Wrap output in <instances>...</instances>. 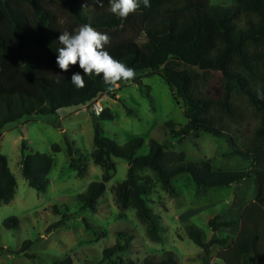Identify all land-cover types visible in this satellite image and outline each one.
Returning a JSON list of instances; mask_svg holds the SVG:
<instances>
[{
	"label": "trees",
	"instance_id": "1",
	"mask_svg": "<svg viewBox=\"0 0 264 264\" xmlns=\"http://www.w3.org/2000/svg\"><path fill=\"white\" fill-rule=\"evenodd\" d=\"M85 1L0 0V138L6 124L24 116L55 114L63 107L89 104L104 93L108 85L102 76L84 75L78 64L63 71L56 63L59 35L91 25L108 35L104 50L135 70L132 81L117 83L138 84L144 77L158 75L176 102L182 101L187 122L180 128L166 122L172 138L180 141L202 133L221 138L249 166L214 170L210 159L186 160L184 153L168 150L152 138L147 142L148 152L137 156L145 144L142 137L119 145L102 135L98 120L113 119L109 109L103 108L99 116L92 115L91 159L102 169L101 180L89 183L77 195L81 207L97 211L105 184L115 171L113 157L128 162L125 179L112 188L117 207L120 211L134 209L154 242L162 240L160 226L144 198L151 189L150 180L140 177V170L150 169L170 196L178 195L173 179L182 174L189 175L202 191L231 184L254 185L255 197L243 207L234 236L217 235L218 230L234 226L232 220L218 216L208 221V239L192 224L185 225L184 232L200 248L202 264L213 255L224 264H264V0H234L230 7L212 5L210 0H150L149 8L141 4L127 18L110 13L109 0ZM118 34L125 37L116 39ZM75 72L82 74V88L71 82ZM51 149L58 152L60 147L53 144ZM26 151L22 143V175L29 187L43 192L49 184L53 158ZM68 155L70 167L82 175L84 170L70 146ZM15 186L7 157L0 153V202L11 200ZM52 210L59 214L56 206ZM61 224L62 220L46 230ZM3 225L15 229L18 221L11 217ZM31 244L24 241L18 253ZM129 244L130 239L123 243L117 239L103 250V258L126 251ZM177 262L173 252L165 251L141 264ZM51 264H72V259L65 256Z\"/></svg>",
	"mask_w": 264,
	"mask_h": 264
},
{
	"label": "rangeland",
	"instance_id": "2",
	"mask_svg": "<svg viewBox=\"0 0 264 264\" xmlns=\"http://www.w3.org/2000/svg\"><path fill=\"white\" fill-rule=\"evenodd\" d=\"M86 1L83 3L93 0ZM210 3L230 7L234 0H210ZM124 37L118 34L116 39ZM114 85L113 90L105 87L97 98L113 116L112 120H98L103 136L119 145L142 137L145 144L136 152L137 156L148 152L147 142L152 138L165 144L168 150L184 153L186 160L210 159L214 170H240L249 166L248 161L234 155L221 138L206 133L180 141L172 138L166 122L175 123L176 128L184 126L187 122L185 107L182 101L176 102L168 85L158 75L144 77L138 84ZM91 103L63 107L55 114L24 116L5 125L0 153L7 157L16 186L11 200L0 202V264H51L65 256L71 257L72 264H141L143 259L159 258L165 251L175 254L177 264H202L200 248L187 238L184 226H196L208 239L211 236L208 221L218 216L232 220L234 226L218 230L217 235L234 236L243 207L255 197L254 185L245 188L231 184L202 191L189 175L182 174L173 179L178 195L170 196L150 169L140 170V177L150 180L151 189L144 198L160 226L162 240L154 242L147 237L145 226L137 219L134 209L120 211L117 207L112 188L125 179L128 162L113 157L115 171L105 184L97 211L82 208L77 195L89 183L100 181L102 175L101 167L91 159L94 150ZM22 143L27 148L25 153L38 151L53 158L49 184L43 192L29 187L22 175ZM53 144L59 145L58 152L52 151ZM68 146L84 170L80 176L77 169L70 167ZM54 206L59 214L52 210ZM11 217L18 221L15 229L3 225ZM60 220L61 225L46 230ZM117 239L122 243L130 239L129 248L104 259L103 250ZM28 240L31 246L18 253L22 243ZM207 264L224 262L213 255Z\"/></svg>",
	"mask_w": 264,
	"mask_h": 264
},
{
	"label": "clouds",
	"instance_id": "3",
	"mask_svg": "<svg viewBox=\"0 0 264 264\" xmlns=\"http://www.w3.org/2000/svg\"><path fill=\"white\" fill-rule=\"evenodd\" d=\"M141 4L144 8L151 6L150 0H109L108 11L119 18H127ZM58 42L60 47L56 50V63L63 71H67L70 65L78 64L84 75L102 76L106 85H114L120 81L129 82L135 78L134 69L104 50V46L109 42L108 35L98 32L91 25H83L74 33L62 32ZM71 82L76 88L84 86L80 72L72 74Z\"/></svg>",
	"mask_w": 264,
	"mask_h": 264
},
{
	"label": "built area",
	"instance_id": "4",
	"mask_svg": "<svg viewBox=\"0 0 264 264\" xmlns=\"http://www.w3.org/2000/svg\"><path fill=\"white\" fill-rule=\"evenodd\" d=\"M115 85H108L107 89H111L114 88ZM92 106H91V112L93 115L95 116H99L101 114V112L103 111V105L101 103L100 99H95L94 101H92Z\"/></svg>",
	"mask_w": 264,
	"mask_h": 264
}]
</instances>
